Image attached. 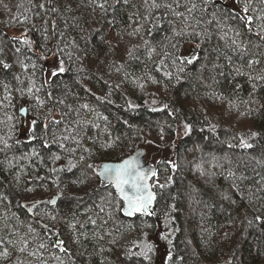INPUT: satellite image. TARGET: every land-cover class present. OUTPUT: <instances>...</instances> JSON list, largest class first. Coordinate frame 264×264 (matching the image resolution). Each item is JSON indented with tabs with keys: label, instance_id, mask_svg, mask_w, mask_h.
I'll return each mask as SVG.
<instances>
[{
	"label": "trees",
	"instance_id": "16d2710c",
	"mask_svg": "<svg viewBox=\"0 0 264 264\" xmlns=\"http://www.w3.org/2000/svg\"><path fill=\"white\" fill-rule=\"evenodd\" d=\"M229 1L235 6H230ZM245 2L250 3L248 15L264 17L260 0H213L207 5L203 0H179L178 8L175 0H156L161 5L172 4L186 17V8L196 3L198 8L188 17L189 24L207 20L213 14L218 19L223 17L226 25L240 28L239 39L246 49L241 55L220 39L227 27L221 30L215 24L209 27L201 23L196 30L207 28L210 39L174 36L173 27L186 33L192 29L185 28V21L163 6L152 8V0L147 4L145 0H129L127 5L123 0L119 4L108 0L106 12L89 0H0V47L10 52L19 46L13 43L16 37L8 33L13 29L53 50L47 60H26L20 55L19 59L29 66L27 73L9 55L7 62L14 67L9 73H0V98L4 95V82L12 88L19 86L13 79L15 75H20L27 85L32 76L31 64L35 62L37 86L45 80L53 81V95L65 101L57 104L52 113L57 119L62 112L68 113L55 135L60 136L64 127L79 132L83 147L93 149L95 158H87L83 149L77 156L83 154L87 163L97 165L96 172L103 163L122 161L140 148L153 145L172 150L171 157L156 166L160 183L172 177L170 186L163 190L165 198L157 195L156 215L129 219L118 214L117 224L122 222L123 235L110 222L107 228L112 236H105L102 241L92 238L95 229L85 223L81 231L89 239L81 237L83 247L75 245L70 242L71 233L62 218L75 211L81 222L89 215L96 219L94 202L99 203L100 196L107 192L102 188L93 192L101 179L83 162L72 172L50 171L66 168L70 157L65 153L59 161H52L48 159L49 150L41 148L39 141L29 142L31 120L46 109L40 113L30 110L24 118L19 109H31L32 102L17 93L14 107L0 108V137L12 145L0 152V252L9 253L8 257L0 256V264H101L105 259L110 264H264V81L248 78L264 76V32L259 27L264 25V19H254L252 32L231 21L229 14L243 15ZM40 4L44 7L40 8ZM204 8L207 11L202 16ZM130 16L138 23L129 21ZM141 25L139 35H128L133 27ZM233 37L234 33L228 32L227 43ZM145 39L150 42L147 46ZM172 43L178 45L176 51L182 57L191 47L199 48L201 59L185 65L183 72L170 60L161 65L164 52L173 51ZM57 44L63 52L55 47ZM149 48L155 49L151 57ZM212 48L231 56V63L223 56L216 59ZM129 50L132 56L128 55ZM40 51L42 48L37 49L36 55ZM59 60L64 61L66 71L52 78L51 63L58 64ZM249 60L259 63L249 68ZM236 68L244 74L238 75ZM166 71L172 73L171 79L165 77ZM48 91L47 87L42 89V99ZM85 104L88 108L81 107ZM68 106L73 111L69 112ZM51 107L52 103H48ZM8 116L15 120H8ZM185 123L192 126L187 136ZM253 132L258 135L252 137ZM241 136L253 147H239ZM105 143L112 147L102 149L100 146ZM33 148L45 157L43 164L31 156ZM51 150L59 151L55 145ZM82 174H86L85 183H74ZM38 176L44 179H37ZM28 188L34 190L26 191ZM108 190L115 196L114 189ZM59 194L63 198L56 205L32 207L33 202ZM52 215L57 216L55 221L50 220ZM257 215L261 216L260 221L255 220ZM249 220L253 221L251 225ZM43 225L61 234L71 256L52 247L53 236L47 235ZM127 225L133 226L130 231L125 230ZM165 235L167 239L162 238ZM113 238L116 244L110 243ZM144 239L154 246L150 260L137 257L126 261L124 252L131 242ZM41 242L46 245L44 249L39 248ZM96 245L103 247L104 252ZM57 256L59 260L55 259Z\"/></svg>",
	"mask_w": 264,
	"mask_h": 264
},
{
	"label": "snow or ice",
	"instance_id": "6c2138e0",
	"mask_svg": "<svg viewBox=\"0 0 264 264\" xmlns=\"http://www.w3.org/2000/svg\"><path fill=\"white\" fill-rule=\"evenodd\" d=\"M213 2V0H203V3L205 5ZM261 4H264V0H260ZM89 3H94L97 8H99L102 12L107 11L108 0H103V2H98V0H89ZM116 4L120 3V0H115ZM123 3L127 5L129 3V0H123ZM145 3H148V0H145ZM176 7H180L179 0H175ZM163 6L165 9H168L172 12L174 16H176L178 19H182L185 21V28H191L192 31L186 33L184 29H180L179 31L176 29V27L172 28V33L174 36H184L189 35L193 37H202L204 39H210L211 38V32L208 31L207 28H205L203 31H197V27L203 23L211 27L213 24H215L218 28L223 30L225 27H227V31L223 32V35L220 36L221 40H225L226 46L231 48L233 52H240L241 55H243L244 51L246 49L243 47L242 42L240 41L241 37V31L240 28L233 27L231 25H226L224 18H217L215 14L211 16V18L207 20H196L195 24H189L187 23L188 17L192 16V13L198 8V5L196 3H192L191 7H187L186 11L188 13V16L186 17L183 12L176 11L173 8L172 4L164 3L163 5L156 3V0H152L151 7L152 8H159ZM40 8L44 7V4L39 5ZM53 11L55 9H52ZM207 11V8H204L201 10V14H203ZM250 11V3L245 2L243 4L242 12L243 15L240 14H229V19L233 22H239L241 28L247 29V31L252 32L253 28V21L254 19H264V17H253L252 15H248ZM252 11H255L252 9ZM129 21H133V23H138V21H134L133 17H128ZM260 30L264 32V25H260ZM141 26L133 27L132 31L128 33L130 36H136L139 35L141 32ZM45 31H47L45 29ZM150 32V30H149ZM228 32H233L234 37L231 38L230 44L227 43L228 40ZM55 34V33H54ZM151 34V32H150ZM60 36H63V33L59 34ZM259 35V33H258ZM45 40L48 39L47 36L44 37ZM168 39V38H166ZM15 46L10 52H6L3 47H0V73H9L13 67V63L7 62V58L9 55L15 58V63L19 64L21 69L27 73L28 72V64H26L23 60L19 59L20 55H24L26 60H32L33 57H35L36 60H47L48 55L53 54V50L47 45H37L36 42L32 39H29L26 34H22L20 37H16L13 40ZM144 44L147 46L150 44V42L145 39ZM199 46V45H197ZM60 52H63V49L59 48V45L57 44L55 46ZM42 48V51L39 52V55H36L37 49ZM171 48L173 51L171 52H164L163 56L164 58L161 59L160 64L164 65L165 60H170L171 64L176 66L178 65V70L180 72L184 71L185 65L193 64L196 61H199L201 59V55L197 53H193L192 56H186L182 57L178 54L176 51L178 49V45L175 43L171 44ZM155 52L154 48H149V57H151L152 53ZM211 52L216 53V59H219L221 56L224 57L229 63L232 61V57L227 55L226 53H223L220 51L219 48H212ZM128 55L132 56L133 53L131 50L128 51ZM254 63H259L258 60L248 61L249 68L252 67ZM214 67H219L218 65H214ZM32 68V76L28 77L27 85H25V81L21 79L20 75L13 76V79L17 82L18 87L12 88L8 82L3 83V91L4 95L2 98H0V108L4 107H14L13 101L16 99V94L18 93L20 98H28L32 102V107L29 109L28 107H21L19 109V112L22 116L27 117L29 114V111L31 110L32 113H40L41 109H46L45 112L42 114L36 115L34 119L31 120V127L29 130V137L31 141H39L40 146L43 149H48V159L52 161H59L61 159L62 154H68L70 157L68 159V164L66 168H60L55 169L52 168L50 171L52 172H61V171H68L72 172L73 169H76L78 164L80 162H83L87 170H91L93 175L99 177L103 176L104 179L99 181L98 188L93 189V192H99V190L102 188L104 191L107 192V195H101L100 196V202L95 203L94 207L96 209L95 216L96 219H93L91 215L87 216V220L85 222H81V220L78 218L79 213L73 212L69 217L62 218L64 220L65 228L70 230V242L75 245H80L83 247V241L81 240V237H83L84 240H88V235L81 231L85 227V223L90 224L95 229L92 232V238L96 241H102L105 239V236H112V231L108 230L107 226L111 222L114 230L117 233H120L121 236L123 235L121 233V227L123 226L122 222L120 225L117 224V221L119 220V215L122 214L126 217H133L139 214L140 216H154L156 215V211L154 208V202L157 199V195L159 194L162 199L165 198L164 191L166 188L170 186L172 183V177L169 176L167 180L164 183L159 182V177L157 176V172L154 169L149 170L148 172H145L142 170L138 163L133 159H128L123 161L120 164H103L101 165V171L96 172L97 165L93 163H87V158L94 159L95 153L93 152V149L83 147L82 144V137H80L79 132H77L75 129H69L67 127H64L63 132L60 136L55 135V129L58 127H61L64 125L65 117L68 115V113L62 112L59 119L55 118L52 113L55 111L57 104H64L65 101L63 99H59L55 97L51 91L52 83L53 81L45 80L43 81L40 86H37L36 80H35V69L37 68V64L33 62L31 64ZM159 70V68L157 69ZM66 71L64 67V61L59 60L57 66L51 70V77L52 78H58L60 74L64 73ZM236 73L238 75H243L239 68L235 69ZM165 77L171 79L172 73L169 71H166L164 73ZM249 80H262L264 81V76H256L248 77ZM151 79V77H150ZM179 79V77H177ZM153 83H156L155 80L152 81ZM143 87V85H140ZM47 87L49 91L47 92L46 98L42 99L39 93H41L42 89ZM256 85L253 84V90H255ZM48 103H52V107L48 108ZM83 108H88V105H82ZM165 108L168 106L165 105ZM69 112L73 111L71 106H68ZM171 115V113H170ZM106 119V117H105ZM8 120H15L13 116H8ZM77 125H79V121L76 122ZM15 125L13 124V127ZM192 126L190 124L185 123L184 124V135L187 136L191 133ZM163 131V130H162ZM258 134L253 132L251 133L252 137H256ZM74 144V147H70L69 144ZM0 144H3V148H0V152L5 151L8 148H11L12 145L8 143L6 139L3 137H0ZM55 145L56 148L59 150L58 152H53L52 146ZM102 149H108L112 147V144L105 143L100 146ZM229 147H232V145H229ZM239 147L244 149L252 148L253 145L251 143H248L245 141L244 137H240ZM80 149H83V153H87V158L85 155L81 154L77 156V152L80 151ZM101 155H104L105 153H100ZM31 156L39 161L40 164H43L45 162V157L41 154L40 151L33 148ZM75 160V162H73ZM171 163V162H169ZM173 170H175L176 165H172ZM229 175H234V173H229ZM151 177H156V182L149 185L148 180ZM37 179L43 180V177H37ZM239 179H243V177H239ZM86 180V174H82L80 177H78L77 181H74V183H85ZM235 186V185H234ZM109 187L115 190V196L113 195V192L108 190ZM153 188L158 189L159 192L153 191ZM34 189L28 188L26 191H33ZM88 193H85V196H88ZM6 198V197H5ZM227 199V197H225ZM50 204H55L56 200L52 199L48 201ZM39 202H33V208H36L38 206ZM79 204V201H78ZM32 209H29L31 211ZM87 211H92L91 209H87ZM50 220L55 221L57 219L56 215H52L49 217ZM262 218L261 216L257 215L255 217V220L260 221ZM97 220L100 221V223H97ZM253 221L249 220L248 224L251 225ZM45 229H47V225L44 226ZM132 225H127L125 230L130 231L132 229ZM147 227H151V225H147ZM29 231H32L30 228ZM163 239H167V236H163ZM50 242L52 244V247L55 249H58L60 252L65 253V255L71 256V253L68 250L66 241L61 238L60 233L55 234V238H51ZM25 243H27L25 241ZM110 243L116 244L117 240L113 238ZM99 247V245H96ZM46 245L41 242L39 245L40 249H44ZM133 249H137L136 251H133ZM24 249L22 248L21 251ZM99 251L101 253L104 252L103 247H99ZM109 252H111V249H108ZM154 251V246L150 242H147L146 239L140 240V241H132L131 247L127 248L124 252V257L126 261L131 260L132 258H142L143 260H150V253ZM83 255V253H80ZM35 255V253H33ZM0 256L8 257L9 253L5 250L0 252ZM55 259L59 260L60 257H55ZM172 257L169 254L168 260H171ZM101 264H110L109 261L106 259L104 261H101Z\"/></svg>",
	"mask_w": 264,
	"mask_h": 264
},
{
	"label": "water",
	"instance_id": "95a60500",
	"mask_svg": "<svg viewBox=\"0 0 264 264\" xmlns=\"http://www.w3.org/2000/svg\"><path fill=\"white\" fill-rule=\"evenodd\" d=\"M198 51H199V48L193 46V47H191V49L188 51V53L186 54V56H192L193 53H198ZM23 117H24V118H27V117H25V116H23ZM128 159H133V160H135V161L138 163L139 167H140L142 170H144L145 172H148V171L151 170V169H154V170L157 172V167H156V166H155L150 160L147 159V150L144 149V148H140V149H138L134 154H132L131 156L125 158V159L122 160V161H119V162H106V163H103V164H113V165H115V164H120V163H122L123 161L128 160ZM103 164H102V165H103ZM100 171H101V167L99 168V172H100ZM154 178H155V177H151V178L148 180L149 185L152 184V181H153ZM100 179L103 180L104 177H103V176H100ZM153 191H155L154 188H153ZM155 192H156V191H155ZM62 198H63V194H59V195H57V196H54V197L51 198V199H46V200H41V201H39V204H38V205H56V204H57ZM52 199H55V200H56V203H55V204H50V203H48V201H50V200H52ZM156 202H157V199H156V201L154 202V208L156 207ZM23 206H26V204H23ZM30 214L33 216V212H32V210L30 211ZM137 215H139V214H137ZM137 215H136V216H137ZM136 216H133V217H127V218H129V219H133V218H135ZM44 226H45V225H43V227H44ZM44 229H45V227H44ZM45 230H46V232H47V235H49V236L52 235L53 238H55V234H56V233H59L58 231H56L55 229L50 228L49 226H48L47 229H45Z\"/></svg>",
	"mask_w": 264,
	"mask_h": 264
},
{
	"label": "rangeland",
	"instance_id": "374dc122",
	"mask_svg": "<svg viewBox=\"0 0 264 264\" xmlns=\"http://www.w3.org/2000/svg\"><path fill=\"white\" fill-rule=\"evenodd\" d=\"M228 4L232 7L235 6L231 1H229ZM8 33L12 35L13 37H20L23 34L13 29L9 30ZM56 66L57 64L54 61H52L51 68L54 69ZM50 74H51V71H50ZM28 124L30 125L29 121H28ZM25 125H27V123ZM146 150H147V159L150 160L155 166H157V164L162 159L170 158L172 155V150L170 149L162 150L159 147H156L153 145L146 147Z\"/></svg>",
	"mask_w": 264,
	"mask_h": 264
}]
</instances>
